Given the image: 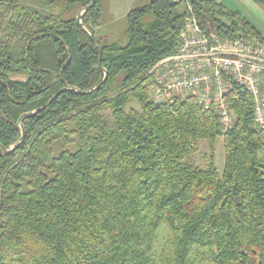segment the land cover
<instances>
[{
  "label": "trees",
  "instance_id": "trees-1",
  "mask_svg": "<svg viewBox=\"0 0 264 264\" xmlns=\"http://www.w3.org/2000/svg\"><path fill=\"white\" fill-rule=\"evenodd\" d=\"M90 3L0 0V144L16 145L20 117L52 99L22 118L16 149L0 151V264H264L252 98L230 94L236 120L223 134L193 97L156 103L145 85L176 52L187 5L218 35L264 36L215 0H149L127 13V44H99L88 33L101 4ZM204 140V165L184 163Z\"/></svg>",
  "mask_w": 264,
  "mask_h": 264
},
{
  "label": "built area",
  "instance_id": "built-area-1",
  "mask_svg": "<svg viewBox=\"0 0 264 264\" xmlns=\"http://www.w3.org/2000/svg\"><path fill=\"white\" fill-rule=\"evenodd\" d=\"M179 34L174 54L157 61L145 74L150 99L173 103L193 97L213 111L224 134L235 123L228 97L234 91L250 96L253 122L264 131V45L250 37H226L204 29L193 10Z\"/></svg>",
  "mask_w": 264,
  "mask_h": 264
},
{
  "label": "rangeland",
  "instance_id": "rangeland-1",
  "mask_svg": "<svg viewBox=\"0 0 264 264\" xmlns=\"http://www.w3.org/2000/svg\"><path fill=\"white\" fill-rule=\"evenodd\" d=\"M149 0H100L101 16L99 26L93 29V37L99 44H117L124 46L128 42L126 14L130 9L145 6ZM217 1V0H216ZM253 2V0L251 1ZM244 3L239 9L242 18L247 20L256 30L264 36V12L262 6L253 2ZM127 8L128 9L127 11ZM152 20L151 14H146L141 19L143 25H147ZM200 25L211 31V23L208 19H200ZM18 74L11 75L13 79H19ZM208 141H201L198 151L187 157L183 162L202 167L205 163L204 155L209 153ZM214 164L217 172L222 174L224 168V147L222 138H218L215 142V158Z\"/></svg>",
  "mask_w": 264,
  "mask_h": 264
},
{
  "label": "water",
  "instance_id": "water-1",
  "mask_svg": "<svg viewBox=\"0 0 264 264\" xmlns=\"http://www.w3.org/2000/svg\"><path fill=\"white\" fill-rule=\"evenodd\" d=\"M181 1H183V0H168V3H169L170 5H175V4L180 3ZM94 2H95V0H91V3H90L89 6H92V5L94 4ZM85 10H86V8H83V9L80 11V13L78 14V16L76 17V22H77L78 24H80V25H81V16H82V14L84 13ZM88 35H89V37H90L91 39H93V35H92L91 33H88ZM96 46L99 47L98 44H96ZM100 58H101V52H100V50H99V59H98V63H99V64H100ZM106 77H107V72L104 71V79H105ZM77 91H78V90H77ZM51 101H52V99H51L49 102H51ZM49 102H48V103H49ZM48 103H47V104H48ZM47 104H46L43 108H45V107L47 106ZM43 108H41V109H43ZM41 109H39V110H37V111H34V112H32V113H25V114H23V115L20 117V119H19V121H18V124H19L20 130H21V137L19 138L18 143H17L16 145H14L13 147H11L10 149H8V150H6V149L0 144V151H1L4 155H7V154L12 153V152L16 149V147L18 146V144H19L20 142H22V140H23L24 129H23V125H22V123H21L22 118H24V117H26V116H29V115H31V114H34V113L40 111Z\"/></svg>",
  "mask_w": 264,
  "mask_h": 264
},
{
  "label": "crops",
  "instance_id": "crops-1",
  "mask_svg": "<svg viewBox=\"0 0 264 264\" xmlns=\"http://www.w3.org/2000/svg\"><path fill=\"white\" fill-rule=\"evenodd\" d=\"M248 1H249V4L254 5L253 4L254 1L251 2L252 0H217L216 2L219 3V4H221L223 7H225L228 11L235 12V13H238V14L241 15V13L239 12L240 11L239 9L241 8V6H244V3L245 2H248ZM128 9H130V8H127V11H128ZM19 79H23V77L21 76Z\"/></svg>",
  "mask_w": 264,
  "mask_h": 264
}]
</instances>
